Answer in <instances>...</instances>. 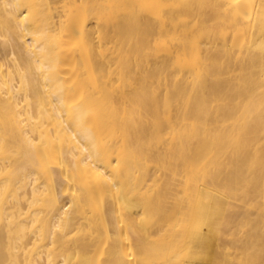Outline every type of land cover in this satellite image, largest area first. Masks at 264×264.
<instances>
[{
    "label": "bare ground",
    "instance_id": "1",
    "mask_svg": "<svg viewBox=\"0 0 264 264\" xmlns=\"http://www.w3.org/2000/svg\"><path fill=\"white\" fill-rule=\"evenodd\" d=\"M264 264V0H0V264Z\"/></svg>",
    "mask_w": 264,
    "mask_h": 264
},
{
    "label": "rangeland",
    "instance_id": "2",
    "mask_svg": "<svg viewBox=\"0 0 264 264\" xmlns=\"http://www.w3.org/2000/svg\"><path fill=\"white\" fill-rule=\"evenodd\" d=\"M191 264H215V263H211V262H207V261H193L191 262Z\"/></svg>",
    "mask_w": 264,
    "mask_h": 264
}]
</instances>
